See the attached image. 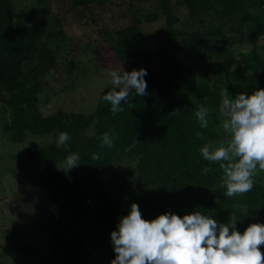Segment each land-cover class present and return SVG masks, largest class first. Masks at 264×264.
Here are the masks:
<instances>
[{
    "label": "trees",
    "instance_id": "trees-1",
    "mask_svg": "<svg viewBox=\"0 0 264 264\" xmlns=\"http://www.w3.org/2000/svg\"><path fill=\"white\" fill-rule=\"evenodd\" d=\"M14 1L0 0V95L24 89L33 99L41 85L56 87L61 92L81 88L85 79L80 77L87 72L86 63L69 60L63 66L57 64L62 50L59 47L68 37L66 29L73 24H77L81 31L79 39L86 44L91 37L110 40L108 35H112L116 43L109 48L116 60L133 64L137 58L142 64L145 54L139 26L161 17L163 24L158 32L169 57L154 70V76L147 73L144 77L146 98L151 101L148 108L143 106V96L133 93L130 103L122 102L124 111L114 115L110 103L103 99L115 87L108 82L87 113L59 109L38 120V127L47 135L55 139L67 132L70 139L64 145L56 141L41 150L49 153L41 162L50 207L41 208L38 213L43 221L40 229L47 231L51 247L35 264H91L94 253L110 263L115 258L110 233L117 230L119 219L129 213L133 203L139 206L145 220L165 213L182 217L199 211L218 224H225L235 212V228L241 233L250 224H264V186L257 182L247 193L231 198L224 195L226 188L220 186L223 172L219 163L206 161L200 152L206 143L214 142V132L209 125L201 128L195 116L203 105L210 109L208 120H215L218 91L222 94L225 87L234 93L233 99L239 93L248 95L264 89V58L249 60L247 68L233 70L228 82L224 81L227 74L223 75L222 84H214L215 96L209 94L205 101L194 100L190 108L180 101L188 97L195 78L190 69H183L182 63L205 56L214 62L220 56L225 58L227 54L221 49L213 53L215 57L211 56L209 40L221 37L223 44L245 43L264 34L263 0H124L125 6L114 5L117 0H58L52 13L54 25L46 17L38 24L15 19ZM36 1L41 5L48 3ZM135 5L148 10L137 14ZM91 10L109 14L111 23L121 22L122 27L110 30L94 21H82ZM199 18H207L208 22L194 30L192 21ZM227 32L231 38H226ZM94 67L95 71L99 69L96 62ZM58 71L59 77H55ZM60 75L62 80L74 78L75 83L59 85ZM79 78L81 82L77 81ZM160 98L159 103L152 102ZM177 109L179 114H172ZM105 132L115 137L114 147H101ZM197 132L203 139L196 137ZM94 153L99 154V160L92 159ZM72 154L79 155L78 166L69 171L56 168ZM111 162L125 165L124 178L111 179L106 175L105 167ZM205 167L212 171L205 174ZM237 205L246 207L248 213ZM25 232L33 234L29 229ZM260 251L264 255V245Z\"/></svg>",
    "mask_w": 264,
    "mask_h": 264
},
{
    "label": "rangeland",
    "instance_id": "rangeland-1",
    "mask_svg": "<svg viewBox=\"0 0 264 264\" xmlns=\"http://www.w3.org/2000/svg\"><path fill=\"white\" fill-rule=\"evenodd\" d=\"M46 5L38 4L36 0H15V19H21L23 22H36L38 24L41 18L48 19L54 25L52 13L54 6L58 0H46ZM124 0L114 1V5L125 6ZM264 1V0H263ZM154 3V1H152ZM111 9L113 10V7ZM250 7V5H249ZM138 13H144L148 9H144L141 5H135ZM251 8V7H250ZM154 9V8H153ZM152 11H156L153 10ZM252 9V8H251ZM251 9L249 11H251ZM86 13V18L82 21L91 24L97 23L98 26L114 30L122 27V23H111L110 15L97 14L91 10ZM204 20V21H203ZM208 19H200L192 21L193 29H200V25L207 23ZM182 25H184V22ZM163 24L162 18H158L151 23H141L140 30L142 33L141 48L144 52V63L140 64L139 59H135L132 64L130 61L119 62L115 59L114 53L109 46H114L116 41L112 35L96 38L91 37L86 44L84 39H79L81 31L77 28V24L67 27V39L62 50L58 53V65H65L69 60L83 61L86 63L87 72L80 77L85 79L81 88L69 90L66 92L58 91L56 87L43 86L39 87L37 94H33L34 98L25 94V90H21L16 94L9 95L3 93L0 95V262L4 264H35L38 259L44 258L51 247L48 239L47 231L41 230L43 225L41 214L38 210L43 208L49 210L50 199L47 185L45 184L46 174L44 173L41 159L45 155L41 150L44 146L56 143L58 138L51 137L44 133L37 125L38 120L51 115L56 110H65L73 113H87L98 98L101 89L111 82L112 71L120 72L145 69L148 74L154 76L155 69L164 61L169 59L166 45L161 38L159 31ZM200 24V25H199ZM179 27V24H176ZM207 26V25H206ZM226 38L231 35L226 33ZM107 37V39H108ZM219 41V42H218ZM222 38L209 40L208 46L211 50L210 54L219 49L223 50L227 56L217 59L214 62L208 56L202 59H196L193 62H183V69H190L194 73V80L190 83V92L186 99H181L182 106L190 108V103L195 101H205L209 94L214 95L216 91L214 84H222L223 75L227 74L224 81L228 82L229 74L233 70L248 67L249 60H259L264 58V34L254 36L245 43H237L236 41H228L225 44ZM116 43V42H115ZM73 58V59H72ZM211 60V61H210ZM94 62L99 65V69L95 71ZM227 65V66H226ZM225 68H228L226 70ZM252 69V68H250ZM214 72L215 75H211ZM219 72V73H218ZM55 77H59V71ZM257 75L260 74L256 73ZM222 77H221V76ZM60 75L59 85H71L75 83L74 78L63 79ZM77 79L81 82V79ZM205 86H203L202 84ZM109 85V84H108ZM57 90V91H56ZM229 98L233 99L234 93L230 92ZM220 94L215 110V120H209L210 129L213 130L215 139L214 146L219 147L229 138V134L222 129L223 117L219 111L222 103V94ZM143 106L147 108L150 99L144 97ZM160 99L152 100L158 102ZM151 102V101H150ZM188 113V110L185 111ZM129 123V122H127ZM197 123V122H196ZM200 125L199 123H197ZM127 133V132H125ZM19 138L15 140L14 138ZM124 164L111 162L106 169V175L111 179L124 178ZM254 184L260 183L264 186V170L257 167L256 175L253 177ZM26 229L32 231L33 234H26ZM91 264H110L99 253L91 255Z\"/></svg>",
    "mask_w": 264,
    "mask_h": 264
},
{
    "label": "clouds",
    "instance_id": "clouds-1",
    "mask_svg": "<svg viewBox=\"0 0 264 264\" xmlns=\"http://www.w3.org/2000/svg\"><path fill=\"white\" fill-rule=\"evenodd\" d=\"M110 75L115 87L103 99L110 103L114 115L124 111L121 105L130 103L133 93L148 95L145 69L130 72L121 69ZM209 111L201 105L195 112L203 129L209 125ZM219 111L223 117L222 129L229 138L219 147L206 143L200 152L206 161L219 163L223 172L220 186L226 188L224 195L231 198L251 191L257 167L264 170V89L248 95L239 93L235 99H230L225 87ZM179 112L177 109L172 114ZM196 137L203 139L200 132ZM69 139L67 132H61L57 144L64 145ZM114 139L105 132L101 147H114ZM92 159L99 160V154L94 153ZM79 160L78 154H72L55 166L69 171L79 165ZM211 171L208 167L203 169L205 174ZM236 207L248 213L243 205ZM237 222L235 212L228 223L218 224L199 211L182 217L165 213L145 220L139 206L133 203L129 213L119 219L117 230L110 233L115 252L110 264H264L260 251V246L264 245V224H250L241 233L235 228Z\"/></svg>",
    "mask_w": 264,
    "mask_h": 264
}]
</instances>
